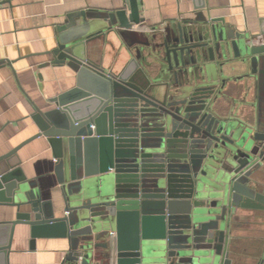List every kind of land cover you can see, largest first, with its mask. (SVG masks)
<instances>
[{
	"label": "water",
	"instance_id": "water-1",
	"mask_svg": "<svg viewBox=\"0 0 264 264\" xmlns=\"http://www.w3.org/2000/svg\"><path fill=\"white\" fill-rule=\"evenodd\" d=\"M131 14L68 16L45 67L67 68L74 86L36 109L39 132L0 157V207L16 210V226L36 239H65L61 264H233L226 251L229 219L237 209L264 212V191L254 176L264 163V130L218 102L227 82L258 80L264 44L218 22L177 25L164 40L158 76L141 67V50L119 74L89 61L90 44L116 27L139 23ZM81 17V22L75 18ZM97 29L88 32V20ZM248 66L243 76L227 77ZM44 137L55 160L64 200L55 217L35 180L11 159ZM29 207L28 212H22ZM258 264H264V249Z\"/></svg>",
	"mask_w": 264,
	"mask_h": 264
},
{
	"label": "crops",
	"instance_id": "crops-1",
	"mask_svg": "<svg viewBox=\"0 0 264 264\" xmlns=\"http://www.w3.org/2000/svg\"><path fill=\"white\" fill-rule=\"evenodd\" d=\"M132 2L137 6L139 23L129 30H108L90 44L89 61L107 73L119 74L138 48L145 58L141 67L147 76L156 78L164 58V40L172 42L179 24L192 23L199 29L204 25L202 18L207 24L218 22L264 44V0H4L0 7V157L39 132L36 109L53 111L56 97L74 86L69 69L45 67L51 60L49 52L56 47L58 27L68 16L80 12H123L128 18ZM88 22L89 33L97 29L96 20ZM259 69L264 70V61ZM247 73L248 66L235 72L224 70V75L232 78ZM218 106L264 130V75L258 80L227 82ZM11 163L26 180L36 181L54 216H63L65 204L46 139L39 137L22 146ZM253 179L264 191V163ZM28 211L29 207L22 209ZM15 215V208L0 207V224L14 220ZM9 233L6 225H0V246L7 244ZM30 242L29 227L16 226L10 250L0 253V264H61L67 254L65 239H36L33 248ZM263 249L264 212L237 209L227 229L229 258L233 264H258Z\"/></svg>",
	"mask_w": 264,
	"mask_h": 264
},
{
	"label": "built area",
	"instance_id": "built-area-1",
	"mask_svg": "<svg viewBox=\"0 0 264 264\" xmlns=\"http://www.w3.org/2000/svg\"><path fill=\"white\" fill-rule=\"evenodd\" d=\"M3 3H4V0H0V7L2 6Z\"/></svg>",
	"mask_w": 264,
	"mask_h": 264
}]
</instances>
